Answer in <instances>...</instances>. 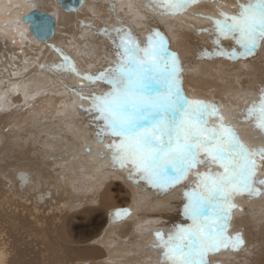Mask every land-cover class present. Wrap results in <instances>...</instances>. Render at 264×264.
Listing matches in <instances>:
<instances>
[{"label":"bare ground","instance_id":"obj_1","mask_svg":"<svg viewBox=\"0 0 264 264\" xmlns=\"http://www.w3.org/2000/svg\"><path fill=\"white\" fill-rule=\"evenodd\" d=\"M148 2L85 0L67 11L58 0H0V264H161V252L149 245L150 232L190 223L182 214L183 188L162 192L139 177L129 179L128 169L114 168L68 87L83 83L70 68L84 75L111 66L110 40L97 33L116 26L117 18L141 43L159 29L179 56L187 96L217 103L227 117L259 100L264 46L235 63L200 59L199 52L213 45L212 37L198 30L212 23L195 14L218 15L215 6L203 0L173 17L154 14L144 7ZM110 5L116 6L114 14ZM32 9L56 19L49 40L37 39L23 23ZM61 52L71 64L56 70L53 65L65 64ZM104 90L96 86L97 94ZM227 122L249 147L264 146L253 125ZM258 175L264 178V171ZM194 179L190 175L185 183ZM131 197V209L115 219ZM235 202L240 207L232 224L251 234L253 249L244 255L253 257L249 264H264V195Z\"/></svg>","mask_w":264,"mask_h":264},{"label":"snow or ice","instance_id":"obj_2","mask_svg":"<svg viewBox=\"0 0 264 264\" xmlns=\"http://www.w3.org/2000/svg\"><path fill=\"white\" fill-rule=\"evenodd\" d=\"M202 2L149 0L144 7L175 17ZM235 7L232 14L217 9L219 18L195 14L212 23L198 30L207 32L213 45L211 51L202 49L198 58L235 63L264 46V0H237ZM109 8L114 14L116 6ZM34 27L38 33L47 32V19L37 18ZM97 34L110 40L115 54L111 66L81 75L72 65L70 71L83 83L80 88L68 86L81 101L78 107L97 143L107 150L114 168L128 169L129 179L139 177L162 192L184 189L182 214L190 223L154 234L152 247L161 252V264H211L212 254L238 251L244 245L243 233L230 234L235 201L239 196L264 195V178L258 175L264 167V146L249 147L235 124L227 121L251 124L264 139V87L258 101L226 117L219 105L187 96L179 56L170 51L159 29L150 31L141 43L117 18L116 26ZM61 56L65 64L53 65L56 70L71 64L69 57L62 52ZM98 84L105 89L100 94ZM190 175L195 179L186 184ZM126 214L117 210L114 218Z\"/></svg>","mask_w":264,"mask_h":264},{"label":"rangeland","instance_id":"obj_3","mask_svg":"<svg viewBox=\"0 0 264 264\" xmlns=\"http://www.w3.org/2000/svg\"><path fill=\"white\" fill-rule=\"evenodd\" d=\"M208 1H209V3H212L211 0H208ZM236 3L237 2L229 1V0H215V3H212V4L215 6L216 9H222L224 12L232 14L233 12H235L237 10L235 7ZM211 15L219 18L218 15H215V14H211ZM261 170L264 171V167H262ZM113 180L115 183L123 184V182L120 179L116 180V178H114ZM106 182H108V181H106ZM133 199H134V197H131L130 202L128 204H125V206L120 207V210H126V212H128L131 209ZM244 199L246 200V198H244ZM245 200H242V201H245ZM237 206L240 207L239 204H237ZM247 207H248V205L245 204L243 209L248 210ZM233 226H235V227H233ZM241 229H242V227H240L238 224H236V225L232 224L230 234H232V233L235 234L237 231L241 232L240 231ZM156 232H162L165 234L168 233L167 231H164V230H156V231L153 230V231H151L150 237L148 238V240H150L149 245H151V246L156 243V238L154 235ZM242 233H243V238H244V245L247 246L250 244V243H248L250 241V238L247 239V237H251V234H248L246 232V230H243ZM243 246L238 251L222 250V251L218 252L217 255H215V254L210 255L208 259L210 260L211 264H242V263L249 264V263H251L253 257H251V256L246 257L244 255V252L247 251V254H248V249L250 251H252L253 248L249 245V247L251 249L248 247L247 250H245Z\"/></svg>","mask_w":264,"mask_h":264},{"label":"water","instance_id":"obj_4","mask_svg":"<svg viewBox=\"0 0 264 264\" xmlns=\"http://www.w3.org/2000/svg\"><path fill=\"white\" fill-rule=\"evenodd\" d=\"M62 7L67 10H75L80 8L85 0H58ZM37 18H46L48 21V30L45 33H38L34 27ZM23 23H29V31L40 40H49L56 32V19L51 13H47L40 9H32L29 14L23 17Z\"/></svg>","mask_w":264,"mask_h":264}]
</instances>
